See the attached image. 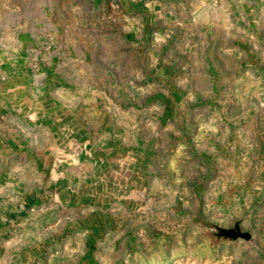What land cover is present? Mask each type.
<instances>
[{
  "label": "rangeland",
  "instance_id": "rangeland-1",
  "mask_svg": "<svg viewBox=\"0 0 264 264\" xmlns=\"http://www.w3.org/2000/svg\"><path fill=\"white\" fill-rule=\"evenodd\" d=\"M0 264H264V0H0Z\"/></svg>",
  "mask_w": 264,
  "mask_h": 264
},
{
  "label": "water",
  "instance_id": "water-1",
  "mask_svg": "<svg viewBox=\"0 0 264 264\" xmlns=\"http://www.w3.org/2000/svg\"><path fill=\"white\" fill-rule=\"evenodd\" d=\"M244 236L249 237V235L245 234Z\"/></svg>",
  "mask_w": 264,
  "mask_h": 264
}]
</instances>
